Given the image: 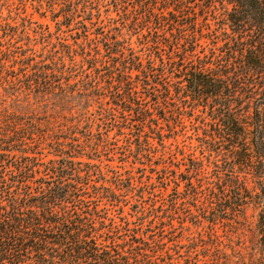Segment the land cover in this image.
<instances>
[{
  "label": "trees",
  "instance_id": "obj_1",
  "mask_svg": "<svg viewBox=\"0 0 264 264\" xmlns=\"http://www.w3.org/2000/svg\"><path fill=\"white\" fill-rule=\"evenodd\" d=\"M5 8L0 264H222L251 204L264 237V0Z\"/></svg>",
  "mask_w": 264,
  "mask_h": 264
},
{
  "label": "rangeland",
  "instance_id": "obj_2",
  "mask_svg": "<svg viewBox=\"0 0 264 264\" xmlns=\"http://www.w3.org/2000/svg\"><path fill=\"white\" fill-rule=\"evenodd\" d=\"M36 1L37 0H0V9L2 8V13L5 14V7L8 5L14 8L18 7L22 13L31 15L34 20L40 21V14L37 12L38 10L34 8ZM246 185L251 194L254 195L258 193L259 184L256 178L249 175L246 180ZM257 212L258 210L256 207L251 204L245 212V223L241 221L238 226L234 225V232L232 234L229 233L228 230L232 228L227 225L218 226L215 229L221 237V241H223L228 248L224 256H221L222 264H264V237L261 235V231L256 225ZM246 224L247 227H245ZM192 229L194 230V228ZM193 235L197 238L200 236L198 234ZM201 236L203 238L194 241V243L186 239L182 240V244L187 247L190 244L195 245L196 251L191 252L190 255L193 257V260H197L199 263L207 261V258L204 257L205 252H203V246L207 244V237L205 234H201ZM184 254L186 255V253Z\"/></svg>",
  "mask_w": 264,
  "mask_h": 264
}]
</instances>
